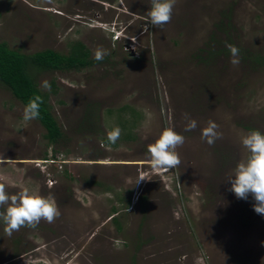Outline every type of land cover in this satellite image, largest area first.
<instances>
[{"label":"rangeland","instance_id":"obj_1","mask_svg":"<svg viewBox=\"0 0 264 264\" xmlns=\"http://www.w3.org/2000/svg\"><path fill=\"white\" fill-rule=\"evenodd\" d=\"M151 3L0 0L9 48L67 54L81 41L94 60L33 70L57 143L0 83V185L60 212L10 236L0 220V264H264V215L227 180L248 156L241 138L264 133V66L253 62L264 56V0H175L162 28L150 24ZM209 121L222 133L211 145L201 138ZM167 128L185 137L181 163L154 170L147 148Z\"/></svg>","mask_w":264,"mask_h":264},{"label":"clouds","instance_id":"obj_2","mask_svg":"<svg viewBox=\"0 0 264 264\" xmlns=\"http://www.w3.org/2000/svg\"><path fill=\"white\" fill-rule=\"evenodd\" d=\"M175 0H152L151 8L148 12L150 24L154 28H162L170 22ZM226 47L232 55L231 63L235 66L239 64V49L231 44ZM105 53L97 51L95 58L103 59ZM41 98L36 97L30 100L25 106L23 119L30 121L40 115ZM197 122L191 120L187 131L195 129ZM218 125L209 121L207 127L202 130V139L208 144H213L217 139L222 138V133L218 132ZM120 129L117 128L108 133V140L115 143L119 139ZM185 137L177 133L172 128L165 129L159 138L149 144L146 155L154 170H170L180 165L181 160L176 149L182 146ZM241 144L248 153L246 159H242L227 180L231 182L230 191L234 192L238 199L247 200L252 196L255 203L254 211L264 215V133L252 131L241 138ZM142 177L140 180H143ZM7 206L5 211L0 212V220L5 225V232L10 236L14 231H19L21 227L35 228L44 220L53 223L59 217L60 212L56 205L48 199L31 195L28 191H21L16 195L9 196L3 185H0V207Z\"/></svg>","mask_w":264,"mask_h":264},{"label":"trees","instance_id":"obj_3","mask_svg":"<svg viewBox=\"0 0 264 264\" xmlns=\"http://www.w3.org/2000/svg\"><path fill=\"white\" fill-rule=\"evenodd\" d=\"M93 62L90 50L81 41H73L67 54H61L53 49L26 54L9 48L5 42H0V83L24 106L36 97L41 98L40 115L36 119L44 127V137L48 142L57 143L62 137V131L51 112L49 93L38 88L33 70H77ZM253 62L264 66V56L255 57ZM104 140L111 142L108 138Z\"/></svg>","mask_w":264,"mask_h":264}]
</instances>
